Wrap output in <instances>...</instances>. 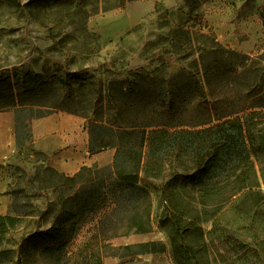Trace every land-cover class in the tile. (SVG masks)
Instances as JSON below:
<instances>
[{
  "label": "rangeland",
  "instance_id": "rangeland-1",
  "mask_svg": "<svg viewBox=\"0 0 264 264\" xmlns=\"http://www.w3.org/2000/svg\"><path fill=\"white\" fill-rule=\"evenodd\" d=\"M197 1L190 18L186 0H0V79H12L14 93H21L19 103L40 106L15 110L18 142L29 138L28 120L39 112L76 113L89 131V121L110 112L109 96L125 120L166 121L174 126L160 127L169 131L189 128L205 116V110L192 104L199 98L190 68L196 57L207 62L222 59L220 75L213 81L217 87L232 83L264 88V0ZM131 9L135 16L128 19ZM244 68L248 71L238 75ZM64 83L73 87L72 95ZM163 87L176 89L181 101L168 118L154 103ZM7 103V98H0V112L12 109ZM180 161L150 148L148 142L143 146L139 183L148 189V216L142 212L143 198L133 200L140 214L136 221H144L148 231L134 228L127 219L132 209L120 208L127 196L113 186L111 169L99 168L93 174L103 195L79 214L74 237L61 250L50 248V243L29 247L23 264H84L79 254L88 244L102 264H175L158 219L168 206L164 197L174 202L188 191ZM173 171L182 177L171 179ZM11 174L10 215L17 219L0 234V264H14L22 236L48 228L60 207H72L75 189L47 185L40 179L47 172L32 180L19 169ZM217 224L211 234L212 221L200 222L206 240L214 245L215 252L209 247L207 253L210 264H264L263 213H230ZM150 241L155 250L146 251L141 244Z\"/></svg>",
  "mask_w": 264,
  "mask_h": 264
},
{
  "label": "trees",
  "instance_id": "trees-1",
  "mask_svg": "<svg viewBox=\"0 0 264 264\" xmlns=\"http://www.w3.org/2000/svg\"><path fill=\"white\" fill-rule=\"evenodd\" d=\"M186 3L189 17L193 18L198 1L186 0ZM188 44L190 48L192 43L189 41ZM221 63V58L207 62L196 57L190 64L195 75L193 91L199 95L192 104L205 110V116L191 123L189 128L169 131L160 127L174 126L166 121L137 123L125 120L110 96L107 100L110 112L103 118L89 121V151L115 148L112 166L106 169H111L109 178L113 186L120 189L119 195L127 196L120 208L132 209L127 219L136 230H149L144 221H136L140 217L136 210L137 199L143 198L145 201L142 212L147 216L150 204L147 187L139 183L144 144L148 142L150 148H158L164 154L171 153L181 160L180 166L187 172L184 182L189 185L188 191L174 202L164 197L168 206L158 219L159 226L166 232L175 264H210L207 253L209 247L212 253L215 252L214 245L206 240L200 222L211 220L210 233L214 234L219 227L217 220L227 214L242 217L264 214V88L253 85L242 87L232 83L215 86L213 81L220 75L218 68ZM246 71L248 69L244 68L238 75ZM54 79L61 80L58 77ZM1 85L0 98L8 99L7 106L15 110L40 107L19 103L21 93H14L15 85L10 77L0 79ZM64 86L72 95L73 87L69 83H64ZM154 103L166 118L181 106L178 91L164 87L155 93ZM46 113L39 112L30 119ZM95 129L98 130L96 135ZM102 135L107 136L108 140L104 141ZM99 168L104 167L84 165L71 176L51 168L36 169L35 179L40 172L48 173L40 177L47 185H73V204L69 208L60 207L52 216L48 228L36 229L20 238L14 264H23V256L31 246L50 243V248L61 250L68 244L74 237L77 223L81 222L79 214L87 207L92 208L103 195L97 184L100 180L93 174ZM169 177L176 180L182 177V173L173 171ZM73 208H78V212H72ZM16 219L11 215H0V234L12 227ZM141 245L147 248L146 251L155 250L151 247L153 241ZM79 258L84 264H102L100 255L91 248V244L79 254Z\"/></svg>",
  "mask_w": 264,
  "mask_h": 264
},
{
  "label": "crops",
  "instance_id": "crops-1",
  "mask_svg": "<svg viewBox=\"0 0 264 264\" xmlns=\"http://www.w3.org/2000/svg\"><path fill=\"white\" fill-rule=\"evenodd\" d=\"M29 138L18 143L15 108L0 112V215H10L12 170L35 179L36 169L71 176L81 166L111 167L115 148L90 152L88 128L77 114L51 111L28 120Z\"/></svg>",
  "mask_w": 264,
  "mask_h": 264
},
{
  "label": "bare ground",
  "instance_id": "bare-ground-1",
  "mask_svg": "<svg viewBox=\"0 0 264 264\" xmlns=\"http://www.w3.org/2000/svg\"><path fill=\"white\" fill-rule=\"evenodd\" d=\"M151 5V3H148V4H146V5H144L143 6V8L144 7H149ZM136 11H139L140 9H141V6H132ZM135 16V14H134V11H133V9H131L130 11H127L126 12V18H128V19H131V18H133Z\"/></svg>",
  "mask_w": 264,
  "mask_h": 264
}]
</instances>
